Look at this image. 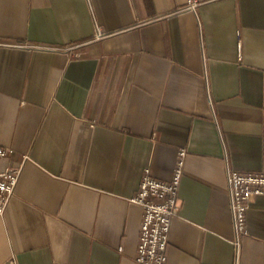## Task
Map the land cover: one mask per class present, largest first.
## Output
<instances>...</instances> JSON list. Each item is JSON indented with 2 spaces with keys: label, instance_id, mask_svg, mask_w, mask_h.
<instances>
[{
  "label": "crops",
  "instance_id": "crops-1",
  "mask_svg": "<svg viewBox=\"0 0 264 264\" xmlns=\"http://www.w3.org/2000/svg\"><path fill=\"white\" fill-rule=\"evenodd\" d=\"M188 1L0 0V264H137L131 199L181 151L166 264H264V197L237 242L226 179L264 173V0Z\"/></svg>",
  "mask_w": 264,
  "mask_h": 264
},
{
  "label": "built area",
  "instance_id": "built-area-1",
  "mask_svg": "<svg viewBox=\"0 0 264 264\" xmlns=\"http://www.w3.org/2000/svg\"><path fill=\"white\" fill-rule=\"evenodd\" d=\"M186 8L197 6L196 0H189ZM97 38L103 35L99 32ZM13 153L11 148L0 146V158H6ZM185 152L181 151L176 161V167L170 181L157 180L145 171L132 203L143 210L139 244L136 250L137 264H166L167 247L171 221L179 212L178 190L184 168ZM20 174L19 168H6L0 172V214H2L14 194L16 182ZM230 208L234 223L235 236L238 239L246 229V214L248 205L254 197H264V173H242L229 171L227 174Z\"/></svg>",
  "mask_w": 264,
  "mask_h": 264
}]
</instances>
